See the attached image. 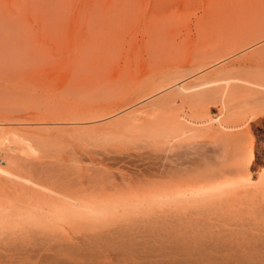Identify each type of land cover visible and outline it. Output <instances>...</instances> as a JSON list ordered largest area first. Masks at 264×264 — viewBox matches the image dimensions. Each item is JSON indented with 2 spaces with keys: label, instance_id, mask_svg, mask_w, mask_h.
I'll return each instance as SVG.
<instances>
[{
  "label": "rangeland",
  "instance_id": "rangeland-1",
  "mask_svg": "<svg viewBox=\"0 0 264 264\" xmlns=\"http://www.w3.org/2000/svg\"><path fill=\"white\" fill-rule=\"evenodd\" d=\"M205 4H241L230 14L241 20L264 13V0H0V135L6 145L0 144V164L6 171L0 174V239H8L6 249L11 243L33 249L28 256L12 260L0 249V264H209L150 253L146 231L159 209L161 215L166 210L168 201L138 196L132 192L138 185L118 181L120 187L88 195L95 213L87 210L85 217L74 221L56 214L44 191L17 184H22L20 177L56 187L88 176L94 180L112 177L116 182L127 176L129 165L120 158L135 152L132 143L141 140V135L125 131L126 126L141 124V118L161 103L159 99L174 93L179 85L144 102L138 96L123 100L117 89L143 82L150 72L166 67L172 39L189 54L202 34L199 27ZM153 27L159 37L151 42L158 52L145 46L154 36ZM253 46L206 68L194 65V76L180 85L204 75L214 76L219 87L259 81V74L264 77V58L254 56L264 40ZM78 55L89 57L92 72L100 64L98 76L106 84L103 91L77 83L73 62ZM243 59L250 60L241 63ZM255 90L264 93V89ZM93 103L112 107L101 114H78ZM239 105L246 121L235 129H223L236 141L226 144L228 151L215 143L222 150L217 149L221 160L216 161L219 168L232 173L230 185L237 186L243 176L249 179L245 185L250 193L248 205L229 210L264 211V103ZM220 111V103L209 104L207 119L214 130ZM162 203L164 207L159 208ZM118 227L127 228V237L108 233Z\"/></svg>",
  "mask_w": 264,
  "mask_h": 264
},
{
  "label": "bare ground",
  "instance_id": "bare-ground-1",
  "mask_svg": "<svg viewBox=\"0 0 264 264\" xmlns=\"http://www.w3.org/2000/svg\"><path fill=\"white\" fill-rule=\"evenodd\" d=\"M239 5L241 4H205V14L202 16L204 21L199 27V34H202L198 36L189 54L182 52L176 39H172L170 44L172 54H170L166 67L150 72L143 82L136 83V81L134 85L125 84L122 89H117L120 90V97L123 100L138 96L137 99L143 101L179 85L173 90L174 93L160 98L161 103L146 115L144 114L141 124L130 120L135 124L126 126L125 131L141 135V140L133 139V141L138 140L131 146L135 152L124 153L121 158L119 157L122 162L129 165L127 176H121L120 180H117L115 178L117 174L114 175L117 182L111 179L112 177L105 176V179L96 178L97 180H94L95 177L88 179V176L86 179L82 177L83 180L77 182L73 179L67 182L62 181L63 183L56 187L39 185L31 178L20 177L22 184H17L44 191L51 200L56 214L75 221L85 217L87 210L95 213L88 205L86 199L88 195H98L107 190H113L120 187L119 182H125L123 184L125 186L126 183H133L138 187L132 192L138 196L168 201L166 210L161 215L159 213L162 211L159 209V215L157 214V217L152 219L146 231L145 242L151 254L182 262L264 264V211L262 208L249 210L251 213H235L229 210L237 205H248L247 199L250 193L245 187L248 184L246 180L248 177H241L237 186L233 183L230 185L233 175L230 171L219 168L216 160L221 157L219 154L221 149L217 148L218 152L216 146L214 147L217 142L226 146L232 140L236 141L230 135L225 134L223 129H235L245 123L246 114L240 110L239 104L243 101H250L254 104L264 103V93L255 90L256 88L264 89V82H260L262 77L259 74V81H249V84L253 86L247 84L248 86L219 87L217 85L219 80H215L212 75H204L180 85L197 71L192 68L194 65L204 68L216 61L226 59L227 56L242 48L257 45L264 40V13L251 20L236 19L230 14ZM155 27L151 29V35L154 36L149 37L145 46H153L152 50L155 49L158 52L159 49L151 42L159 37ZM199 57L202 59L200 62L197 61ZM212 57L214 59L210 61ZM254 57L255 59L264 58V46L256 50ZM248 60L250 59H243L240 62L244 63ZM88 61L89 57L84 55L74 58L73 66L76 69L77 83L99 87V91H103L102 86L106 84L100 81L98 76L100 64L96 65V72H92L88 68ZM230 73L228 72V75ZM228 79L223 81L228 82ZM234 100L237 104L233 103ZM212 101L221 104L219 115L222 119H219L220 117L217 119L218 129L215 130L209 123L210 119H207V110ZM124 105L120 106L124 107ZM111 107V105L102 106V104L93 103L90 107L84 106L78 114H101L106 110L110 112ZM199 134L203 135V139L208 138V141L199 140ZM4 139L0 135L1 146L4 145ZM226 151H228L227 146ZM5 158L9 161V156ZM22 165L24 167V164ZM22 167H20L21 170ZM1 173L5 174L6 171L0 164ZM101 176L103 178L104 175ZM233 182L235 183L236 180ZM229 189L236 190L228 192ZM162 207H164L163 203L159 208ZM108 233H115L120 237L128 235L125 227L111 229ZM6 240L8 239H0V249L6 251L5 258L20 259L25 255L28 256L29 251H33V249H22V245L12 243L11 247L8 246L10 248L6 249L9 245L4 244Z\"/></svg>",
  "mask_w": 264,
  "mask_h": 264
}]
</instances>
